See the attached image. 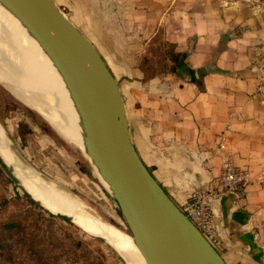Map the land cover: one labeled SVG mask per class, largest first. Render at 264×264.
Returning a JSON list of instances; mask_svg holds the SVG:
<instances>
[{"label":"crops","instance_id":"obj_1","mask_svg":"<svg viewBox=\"0 0 264 264\" xmlns=\"http://www.w3.org/2000/svg\"><path fill=\"white\" fill-rule=\"evenodd\" d=\"M55 1L119 81L133 142L158 182L179 207L207 193L222 256L264 264V0ZM166 43L210 70L205 91L180 78ZM223 152L249 174L236 202L221 200Z\"/></svg>","mask_w":264,"mask_h":264},{"label":"water","instance_id":"obj_2","mask_svg":"<svg viewBox=\"0 0 264 264\" xmlns=\"http://www.w3.org/2000/svg\"><path fill=\"white\" fill-rule=\"evenodd\" d=\"M0 2L22 22L61 72L83 120L84 146L79 147L128 229L97 219L86 210L87 213L119 230L122 240L132 242L126 235L130 236L147 264H230L175 203L140 157L133 142L119 81L95 45L55 0ZM0 123L4 127L1 120ZM6 134L11 140L7 131ZM11 149L14 151L12 146ZM0 163L32 200L51 214L104 241L128 264L108 239L87 232L76 223L73 215L47 207L29 188L18 167L1 154ZM227 196L234 202L239 198V194L227 191L221 200ZM228 212L229 208L225 207V218ZM229 227L238 239L242 237L240 227L233 220ZM251 246L252 250L259 251L254 244Z\"/></svg>","mask_w":264,"mask_h":264},{"label":"bare ground","instance_id":"obj_3","mask_svg":"<svg viewBox=\"0 0 264 264\" xmlns=\"http://www.w3.org/2000/svg\"><path fill=\"white\" fill-rule=\"evenodd\" d=\"M0 84L25 105L38 110L61 136L80 147L84 146L83 120L61 72L22 22L1 2ZM11 143L0 123V154L18 167L29 188L47 207L73 215L76 223L87 232L108 239L128 264H147L130 236L127 235L132 242L118 240L111 225L87 213V202L84 204L76 196L44 179L11 149Z\"/></svg>","mask_w":264,"mask_h":264},{"label":"rangeland","instance_id":"obj_4","mask_svg":"<svg viewBox=\"0 0 264 264\" xmlns=\"http://www.w3.org/2000/svg\"><path fill=\"white\" fill-rule=\"evenodd\" d=\"M21 121L26 122L31 127V131L25 137L18 131L20 128L17 130ZM4 128L11 138L14 151L27 164L36 168L44 179L76 196L84 204L87 202L88 204H85L86 210L91 215H95L94 217L97 219L104 220L112 225L115 224L124 230L128 229L116 204L110 198L104 186L98 181L78 145L61 136L54 126H52L53 130L50 131L48 128L43 127L41 122L32 123L19 109L10 113L7 125H4ZM53 142L55 144H52ZM43 157L44 159H41ZM66 172L70 178L66 176ZM104 183L108 186L106 182ZM21 190L18 185L15 187L14 183L2 171L0 172V221L23 218L22 213L24 212H28L27 223H32L38 212H42L43 217L48 219L50 212L38 203L41 208L33 204L29 200V196L21 193ZM53 216L51 225V236L53 238L58 241L59 236H62L63 233H69L72 235V239L82 243V246L77 249L71 245L60 243L61 252H59L57 264H125L123 258L110 245L87 234L74 223L56 215ZM113 229L115 234L121 233L116 228L113 227ZM117 237L122 242H130L122 240L119 235ZM7 243L8 245H15V238L8 239ZM24 255H26V262L33 264V259L27 256L26 252H24ZM45 255L48 256L49 252L46 251Z\"/></svg>","mask_w":264,"mask_h":264},{"label":"trees","instance_id":"obj_5","mask_svg":"<svg viewBox=\"0 0 264 264\" xmlns=\"http://www.w3.org/2000/svg\"><path fill=\"white\" fill-rule=\"evenodd\" d=\"M165 46V54L177 63L175 70L180 78L183 81L195 84L200 91H205V76L210 70L206 67H191L186 61L188 56L187 52L176 51L174 44L166 43ZM16 109L21 110L32 123L41 122L43 127L48 128L50 131L53 130L50 123L39 113L23 104L1 85L0 120L4 125H7V119L10 113ZM19 128L21 135L24 137L31 131V127L24 121L19 123ZM1 171L16 187L15 182L7 175L4 167L0 163ZM21 193L28 196L22 190ZM28 198L33 204L40 207L30 197ZM27 213H22L23 218L20 219L0 221V264H30L26 262L24 252L33 259V264H57L59 252H61L60 243L63 245H71L75 249L82 246V243L72 239V235L69 233H63L62 236H59L58 241L51 236V225L52 219L54 218L52 214L49 213V218L46 219L43 217L42 212H38L32 223H27ZM10 238H15V245H8L7 240ZM46 251L49 252L48 256L45 255Z\"/></svg>","mask_w":264,"mask_h":264},{"label":"built area","instance_id":"obj_6","mask_svg":"<svg viewBox=\"0 0 264 264\" xmlns=\"http://www.w3.org/2000/svg\"><path fill=\"white\" fill-rule=\"evenodd\" d=\"M231 115H236V113L232 112ZM237 116L241 118L240 115ZM228 128L230 129L231 125H228ZM219 138L220 147L223 150L222 143L226 140L224 132ZM222 158V173L220 176L222 189L240 195L242 187L249 181V174L247 170L237 167L226 152L222 153ZM257 182L264 183V175L257 179ZM180 208L199 228L203 235L215 245L218 241V233L214 224V213L209 195L203 191H195Z\"/></svg>","mask_w":264,"mask_h":264}]
</instances>
